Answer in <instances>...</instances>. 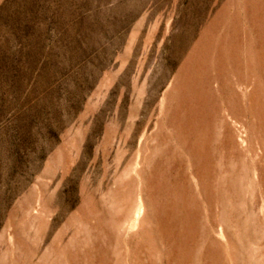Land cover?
<instances>
[{
	"label": "rangeland",
	"instance_id": "rangeland-1",
	"mask_svg": "<svg viewBox=\"0 0 264 264\" xmlns=\"http://www.w3.org/2000/svg\"><path fill=\"white\" fill-rule=\"evenodd\" d=\"M0 264H264V0H0Z\"/></svg>",
	"mask_w": 264,
	"mask_h": 264
}]
</instances>
